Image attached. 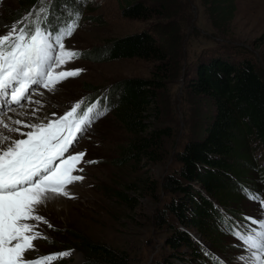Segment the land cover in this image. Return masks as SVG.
Segmentation results:
<instances>
[{"label": "trees", "instance_id": "trees-1", "mask_svg": "<svg viewBox=\"0 0 264 264\" xmlns=\"http://www.w3.org/2000/svg\"><path fill=\"white\" fill-rule=\"evenodd\" d=\"M192 1L121 0V14L146 26L84 55L94 60L139 58L151 61L153 69L148 77L119 79L110 103L107 94L84 85L80 111L97 101L107 106L104 115L112 113L125 134L113 164H128L141 173L146 167L140 179L122 183L125 189L112 188L110 196L124 202L131 213L141 209L144 196L154 202L152 223L164 235L162 251L150 264H235L234 256L221 252L224 246L243 250L233 232L247 234L255 225L248 218L256 219L264 201V51L260 64L252 48L228 40L213 39L209 46L188 50L189 40L199 36ZM56 2L15 0L7 9L8 22L34 26L43 8L39 22L50 30L59 11ZM199 3L214 34L227 33L236 0ZM169 83L182 84L181 99L169 93ZM175 100L184 121L179 135L167 123L170 113L176 114ZM170 139L168 160L165 144ZM164 160L167 168L155 179L149 166ZM244 201L252 208L242 207ZM54 230L55 238L45 235L48 243L79 247L86 264H132L130 254L121 249L86 240L75 229L66 237V229Z\"/></svg>", "mask_w": 264, "mask_h": 264}, {"label": "rangeland", "instance_id": "rangeland-1", "mask_svg": "<svg viewBox=\"0 0 264 264\" xmlns=\"http://www.w3.org/2000/svg\"><path fill=\"white\" fill-rule=\"evenodd\" d=\"M120 1L74 0L73 4L71 0H57L55 8L59 11L55 13L56 23L53 30L60 29L75 19V12L78 11L76 6H81L78 27L70 38L65 39L64 43L66 49L76 50L82 54L81 58L67 63L57 71L77 68L85 71L78 77H70L59 83L54 91H48L34 85L31 91L32 100H37L38 93H43L45 99L40 100L42 107L37 106L35 103L30 104L27 101L21 102L23 109L29 110H25L26 115H23L27 123L42 122L45 119H55L63 115L76 102L82 100L83 93L87 92L83 90L84 85H91L97 91L107 94L110 103L115 99L116 95L114 96L113 89L119 79L133 76L148 77L150 75L153 69L151 61L139 58L94 60L84 55L86 51H93L95 48L106 44L111 38L137 32L146 26L145 21L123 16L119 8ZM192 2V19L199 30V36L189 40L188 50L195 47L199 49L203 43L209 46L213 39L214 41L228 40V42L252 48L258 54L259 63H262V52L264 51V0H236V10L229 31L222 36L214 34L215 31L211 27L199 0H193ZM14 3L15 0H0V35L6 34L7 30L9 31V28L6 27L13 24L8 22L9 12L7 9ZM5 29L7 30L5 31ZM168 89L169 93L176 99H181V83L177 87L173 83H169ZM5 100L9 106L22 108L20 105L9 103L7 97H5ZM1 107L2 104H0ZM35 108L39 110L35 111L34 115L32 111ZM173 109L178 116L176 117V114L170 113L167 123L172 125L175 133L179 135L184 129L179 100H175ZM53 113L56 115L53 116ZM16 127L21 128V131L24 130V132L29 130L23 128L22 125ZM14 134L17 137L19 136V133ZM124 135L123 129L115 123L112 113L110 115L103 114L95 120L75 144L74 151L77 153L85 152L84 160L96 161V163L81 162L77 166L78 169L83 168V171H76L73 174L82 175L84 179L68 186L71 198L56 197L55 199L58 202L54 201L51 205L40 206L39 214L52 227L49 228L48 224L40 223L36 231L41 232L44 236L55 238L57 236L55 228L66 229L65 234L67 235L62 237L68 236L70 229H75L74 231H79L86 240L121 249L130 254L132 264H150L153 257H156L162 251L161 246L164 235L152 223V215L155 209L154 202L151 198L144 196L141 199V209L137 210V213H131L125 209L124 202L110 196L112 188L122 187L125 189L122 183L136 181L146 171V167L142 169L141 173L140 170L135 171L128 164H113L120 153L119 147L125 144ZM179 138L181 140V137ZM172 144L171 139L165 144L168 160L171 158ZM255 151L258 152L259 150L256 148ZM168 160L149 166L152 177L155 179L160 178L167 168ZM252 205L249 201L242 203V207L245 209L252 208ZM263 211L264 206H260V213L256 215V218L263 217ZM131 214L133 215L131 216ZM28 222L36 223L35 221ZM260 231L261 228L258 227L250 231L249 234L259 233ZM201 241L205 246L208 245V241L204 238H201ZM33 243L35 245L34 250L26 253L28 259H36L48 254L71 250L68 257L53 260L50 264H86L87 257L77 246H53L48 243L47 239H37ZM235 243L238 242L235 241ZM76 244L78 243L76 242ZM165 249H167L166 246L163 247L164 251ZM251 252L252 250L249 247L246 251L237 252L234 247L226 249L224 246L221 253L232 258L234 256L235 264H254ZM239 257H242V259H238Z\"/></svg>", "mask_w": 264, "mask_h": 264}, {"label": "snow or ice", "instance_id": "snow-or-ice-1", "mask_svg": "<svg viewBox=\"0 0 264 264\" xmlns=\"http://www.w3.org/2000/svg\"><path fill=\"white\" fill-rule=\"evenodd\" d=\"M43 12L45 9L41 8L36 13L34 26L12 24L6 34L0 35V96L8 97L9 103L21 107L22 101L42 107L39 100H32L33 85L54 91L59 83L85 71L81 68L57 71L81 58V53L66 49L64 43L78 27L79 11L70 23L53 31L40 24L39 15ZM32 15L30 12L24 20ZM82 104L83 101L76 102L63 115L37 123H25L11 117L7 118L10 122H5L0 115V264H50L71 254L68 250L36 259L26 258V253L34 250L35 240L48 239L36 231L39 224L52 227L39 214L40 206L56 197L71 198L68 186L84 179L82 175L73 174L83 171L77 166L81 162L96 163L85 161L86 153H77L74 148L87 129L108 109L97 101L80 111ZM38 110H33V114ZM19 115L26 114L21 112ZM17 125L29 130L21 131ZM11 133H19V136ZM261 204L264 206V201ZM248 219L259 223L261 231L252 234L234 231L233 235L252 250L254 264H264V218Z\"/></svg>", "mask_w": 264, "mask_h": 264}, {"label": "bare ground", "instance_id": "bare-ground-1", "mask_svg": "<svg viewBox=\"0 0 264 264\" xmlns=\"http://www.w3.org/2000/svg\"><path fill=\"white\" fill-rule=\"evenodd\" d=\"M0 21H1V19H0ZM32 89H33V86H32V88H31V91H32ZM40 90H41V88H40ZM38 98H37V100H41V99H45V98H43V97H45V96H43V93H42V95H41V93H38V96H37ZM4 97L3 96H0V100H2ZM8 98V97H7ZM46 101V100H45ZM41 102V101H40ZM43 103H45V102H43ZM43 105H45V104H43ZM25 106V105H24ZM38 106V105H37ZM6 108V110L5 111H3V117L5 118V121L6 122H10V121H8L7 120V118L8 117H11L12 119H20V120H22V121H24L25 123H27V120H26V118L24 117V116H21V115H19V113H21V112H23V113H25L26 111L23 109V107L22 108H12V107H3V109H5ZM10 109H14V111H12V110H10ZM33 109H34V107H33ZM36 109V108H35ZM29 111V110H28ZM31 111V110H30ZM33 112V111H32ZM30 115V114H29ZM28 115V116H29ZM35 115V114H34ZM27 116V117H28ZM43 119V118H42ZM40 121V120H39ZM24 131V130H23ZM11 135H13V136H16V134H14V133H11ZM54 201H56V202H58V200L57 199H52V200H50L46 205H51ZM250 253V252H249ZM252 253V252H251ZM253 258V257H252ZM251 261V260H250Z\"/></svg>", "mask_w": 264, "mask_h": 264}]
</instances>
